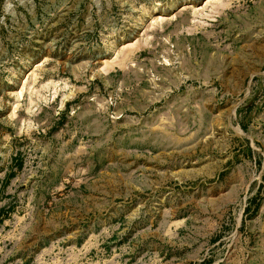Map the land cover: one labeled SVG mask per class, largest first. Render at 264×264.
Returning a JSON list of instances; mask_svg holds the SVG:
<instances>
[{
    "label": "rangeland",
    "instance_id": "rangeland-1",
    "mask_svg": "<svg viewBox=\"0 0 264 264\" xmlns=\"http://www.w3.org/2000/svg\"><path fill=\"white\" fill-rule=\"evenodd\" d=\"M0 264H264V0H0Z\"/></svg>",
    "mask_w": 264,
    "mask_h": 264
}]
</instances>
